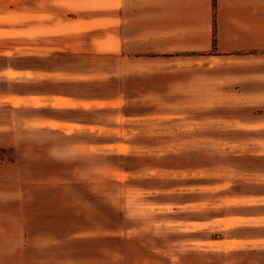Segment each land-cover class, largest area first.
Masks as SVG:
<instances>
[{
  "label": "rangeland",
  "instance_id": "obj_1",
  "mask_svg": "<svg viewBox=\"0 0 264 264\" xmlns=\"http://www.w3.org/2000/svg\"><path fill=\"white\" fill-rule=\"evenodd\" d=\"M51 1L0 0V28L11 29L0 36L40 32L31 21L57 19ZM154 70L130 92L142 98L126 110L137 116L109 130L114 147L56 139V154L0 153L5 166L21 161L1 173L0 258L17 244L24 259L26 242L44 241L63 244L50 253L66 264H264L263 248L229 240L264 234L237 233L234 216L244 196L264 194V63L213 52Z\"/></svg>",
  "mask_w": 264,
  "mask_h": 264
},
{
  "label": "crops",
  "instance_id": "obj_2",
  "mask_svg": "<svg viewBox=\"0 0 264 264\" xmlns=\"http://www.w3.org/2000/svg\"><path fill=\"white\" fill-rule=\"evenodd\" d=\"M51 2L56 3L57 19L31 21L42 26L40 32L26 26L34 33L0 36V153L56 154L58 150H48L56 139L104 147L97 149L114 147L121 138L109 130L117 127V118L137 116L126 110L141 105L137 102L142 98L130 92L139 91L163 58L216 52L264 63V0ZM20 162L5 166L0 159V181L3 170ZM244 198V209L237 207L234 215L237 233L259 231L264 228V200L257 199L264 194ZM26 199L27 217L34 218V204ZM10 203L18 205L19 200ZM1 206L0 193V211ZM25 231L40 241L46 236L29 226ZM229 240L237 241V249H264L260 232ZM16 246L0 264H66L59 254L50 253L63 246L60 242H26L24 259L17 258Z\"/></svg>",
  "mask_w": 264,
  "mask_h": 264
}]
</instances>
